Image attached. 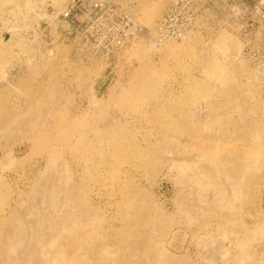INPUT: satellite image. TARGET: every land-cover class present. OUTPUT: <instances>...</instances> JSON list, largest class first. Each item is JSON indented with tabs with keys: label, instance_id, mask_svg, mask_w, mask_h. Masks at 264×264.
I'll list each match as a JSON object with an SVG mask.
<instances>
[{
	"label": "rangeland",
	"instance_id": "1",
	"mask_svg": "<svg viewBox=\"0 0 264 264\" xmlns=\"http://www.w3.org/2000/svg\"><path fill=\"white\" fill-rule=\"evenodd\" d=\"M68 1L0 0V264H264V72L228 31L100 57Z\"/></svg>",
	"mask_w": 264,
	"mask_h": 264
},
{
	"label": "built area",
	"instance_id": "2",
	"mask_svg": "<svg viewBox=\"0 0 264 264\" xmlns=\"http://www.w3.org/2000/svg\"><path fill=\"white\" fill-rule=\"evenodd\" d=\"M245 1L171 0L153 28L138 24L112 0H69L60 17L84 42L89 41L87 33L91 38L92 32L104 31L96 45L103 58L136 43L160 47L167 41H182L191 33L212 36L228 31L241 45L240 61L264 72V0Z\"/></svg>",
	"mask_w": 264,
	"mask_h": 264
},
{
	"label": "crops",
	"instance_id": "3",
	"mask_svg": "<svg viewBox=\"0 0 264 264\" xmlns=\"http://www.w3.org/2000/svg\"><path fill=\"white\" fill-rule=\"evenodd\" d=\"M118 1H119V0H118ZM115 2H116V1H115ZM117 3H118L120 6H123V5H122L123 2L120 1V3H119V2H117ZM117 3H115V4H117ZM121 3H122V4H121ZM125 8H129L127 4H126V7H125ZM59 17H60V14H59ZM58 23L61 24L60 26H64V25L66 24V23H65L63 20H61V19L58 20ZM58 23H57V24H58Z\"/></svg>",
	"mask_w": 264,
	"mask_h": 264
},
{
	"label": "water",
	"instance_id": "4",
	"mask_svg": "<svg viewBox=\"0 0 264 264\" xmlns=\"http://www.w3.org/2000/svg\"><path fill=\"white\" fill-rule=\"evenodd\" d=\"M9 40V38H8V36H6V39H5V41L7 42Z\"/></svg>",
	"mask_w": 264,
	"mask_h": 264
}]
</instances>
